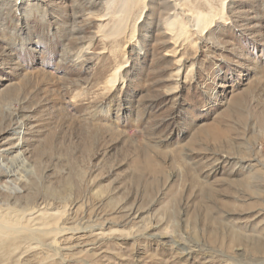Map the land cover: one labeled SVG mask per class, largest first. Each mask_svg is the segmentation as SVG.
<instances>
[{"label":"rangeland","instance_id":"374dc122","mask_svg":"<svg viewBox=\"0 0 264 264\" xmlns=\"http://www.w3.org/2000/svg\"><path fill=\"white\" fill-rule=\"evenodd\" d=\"M173 1L142 0L126 44L99 33L105 0H0V154L20 160L0 208L74 233L0 264H264V0L176 45Z\"/></svg>","mask_w":264,"mask_h":264},{"label":"bare ground","instance_id":"6f19581e","mask_svg":"<svg viewBox=\"0 0 264 264\" xmlns=\"http://www.w3.org/2000/svg\"><path fill=\"white\" fill-rule=\"evenodd\" d=\"M141 1L142 0H105L104 9H102L104 10V13L101 17L102 19L99 18L101 21L99 26V33L101 34V37L110 38L112 36L120 37L122 35L124 36L126 44L135 42L137 23L142 18V12L140 10ZM185 1L186 0H179L178 3L173 1L175 3L173 5L175 11H173L171 16L169 15L170 18L166 24V30L168 31L171 40H173L174 45L179 44L182 40L188 41L190 37L191 39L192 37L196 38V36H199L200 33L211 27L213 24L223 23L230 19H227L228 12L226 10L230 0H215L217 2L216 7H211L209 10L207 8L205 12L188 9L186 12L187 14L183 10ZM117 5L119 7L113 13L115 22L113 21L114 23L109 25V22L107 21L109 17L107 14H109L111 9ZM177 10L181 13L182 17L178 16L176 13ZM106 28H109L107 32L108 34L104 32ZM117 52L118 50L114 49L112 53ZM124 68L125 67L123 65L116 68L113 72V78L106 80V83H104L107 84L106 87L112 88L118 81H120V72ZM18 156V154H14L13 151H10V149L3 150L0 154V177L10 179L14 176L12 174V168L14 164L20 161ZM9 185L10 187L8 188L0 186V189L5 188L10 191L19 192L18 188L11 184ZM39 208L28 207L23 210H5L0 208V249L5 251L18 250L19 247L24 245L23 243L26 239L36 242H39L38 240H47L48 244H46L48 248L53 249L55 248L56 237L60 235H68L69 232L74 234L70 231L72 229L60 227L63 215L53 213L49 210V208ZM9 231H17L18 233L13 241H11L8 237Z\"/></svg>","mask_w":264,"mask_h":264}]
</instances>
